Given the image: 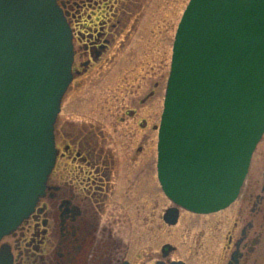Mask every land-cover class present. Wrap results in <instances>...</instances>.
<instances>
[{
    "label": "water",
    "instance_id": "1",
    "mask_svg": "<svg viewBox=\"0 0 264 264\" xmlns=\"http://www.w3.org/2000/svg\"><path fill=\"white\" fill-rule=\"evenodd\" d=\"M75 53L57 0H0V242L48 187ZM263 135L264 0H191L159 129V179L174 203L164 220L177 224L181 208L207 214L231 205ZM174 249L166 244L164 256ZM0 264H14L8 243L0 246Z\"/></svg>",
    "mask_w": 264,
    "mask_h": 264
},
{
    "label": "rangeland",
    "instance_id": "2",
    "mask_svg": "<svg viewBox=\"0 0 264 264\" xmlns=\"http://www.w3.org/2000/svg\"><path fill=\"white\" fill-rule=\"evenodd\" d=\"M189 2L145 0L137 16L131 20L124 17L125 27L118 34L113 32L108 36L110 48L70 87L60 112L61 118L77 123L91 122L100 127L107 138L109 135L108 143L121 170L117 191L126 188L127 194L122 203L123 211L108 204L101 229L112 221L114 229L122 231L119 233L125 243L122 255L126 251V259L141 264H156L157 259L183 260L187 264H225L230 257L226 251L227 232L233 227L236 210L243 206V193L249 186L259 190L264 184L263 135L236 203L209 214L181 208L177 224L168 225L164 221L166 210L174 203L158 178V127L164 111L176 33ZM147 24L148 30L145 29ZM150 36H155L154 42L148 40ZM87 39L84 38L83 43H88ZM150 52L153 56L148 59ZM84 60L87 61V57ZM124 68L129 70V79ZM131 109L136 110V118L127 114ZM139 121L147 123L146 126ZM114 214L121 216L120 224H114ZM2 242L11 245V235ZM166 244L175 249L164 258L162 248ZM259 248L264 250V242Z\"/></svg>",
    "mask_w": 264,
    "mask_h": 264
},
{
    "label": "flooded vegetation",
    "instance_id": "3",
    "mask_svg": "<svg viewBox=\"0 0 264 264\" xmlns=\"http://www.w3.org/2000/svg\"><path fill=\"white\" fill-rule=\"evenodd\" d=\"M57 1L74 32L76 75L72 87L88 72L93 61L97 62L101 53L110 48L108 36L113 32L118 34L125 27L124 17L131 20L137 16L145 0ZM84 38H88V43H83ZM126 112L137 117L135 109ZM55 135L59 154L46 192L31 216L11 234L14 264H119L123 261L141 264L126 259V251L122 255L125 245L119 234L122 231H116L112 221L101 229L108 204L123 211L127 194L126 188L117 191L121 170L108 143L109 135L107 138L91 122L77 123L61 118L60 114ZM242 204L236 210L233 227L227 232L226 251L230 257L224 263L264 264V250L259 248L264 242V184L259 190L249 186L243 193ZM115 214L112 215L114 224H120L121 216ZM105 236L107 239H103Z\"/></svg>",
    "mask_w": 264,
    "mask_h": 264
},
{
    "label": "bare ground",
    "instance_id": "4",
    "mask_svg": "<svg viewBox=\"0 0 264 264\" xmlns=\"http://www.w3.org/2000/svg\"><path fill=\"white\" fill-rule=\"evenodd\" d=\"M151 26L154 27L153 24H151ZM146 28H147V30H148V28H149L148 24L145 26V29H146ZM149 39L152 40V41L154 42V41H155V36H150V37H148V40H149ZM151 49H152L153 52L155 51V49H154L153 46H152ZM148 54H149V55L147 56V58L150 59V58L153 56V55H152V52H150V53H148ZM141 58H142V59H145L142 55H141ZM124 70H126V71H125V75H126V76L128 77V79H129L130 76L127 75V73L129 72V70H127V68H124ZM126 76H125V77H126ZM132 76H133V75H131V77H132ZM100 110H101V109H100ZM153 178H154V177H153ZM154 179H155V178H154Z\"/></svg>",
    "mask_w": 264,
    "mask_h": 264
}]
</instances>
